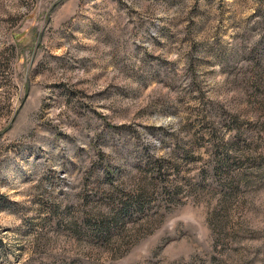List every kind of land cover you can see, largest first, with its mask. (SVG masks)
<instances>
[{"label":"rangeland","instance_id":"374dc122","mask_svg":"<svg viewBox=\"0 0 264 264\" xmlns=\"http://www.w3.org/2000/svg\"><path fill=\"white\" fill-rule=\"evenodd\" d=\"M0 264H264V0H0Z\"/></svg>","mask_w":264,"mask_h":264}]
</instances>
